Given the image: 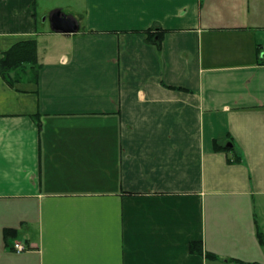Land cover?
<instances>
[{"label":"crops","instance_id":"obj_1","mask_svg":"<svg viewBox=\"0 0 264 264\" xmlns=\"http://www.w3.org/2000/svg\"><path fill=\"white\" fill-rule=\"evenodd\" d=\"M63 1L0 0V264H264V0Z\"/></svg>","mask_w":264,"mask_h":264},{"label":"trees","instance_id":"obj_2","mask_svg":"<svg viewBox=\"0 0 264 264\" xmlns=\"http://www.w3.org/2000/svg\"><path fill=\"white\" fill-rule=\"evenodd\" d=\"M154 36V34L150 35L149 33H147L146 39L152 41L156 44L157 47H159L161 34H157L156 39H153ZM36 47V40L34 38H27L17 41L10 48L4 51L2 53V56L0 57V74L2 78L8 83H11L13 80L10 81L7 77L10 71L18 69L24 70L27 65L29 68L33 67L34 70L37 69L39 65L37 63ZM35 72L36 71H34V73ZM14 79H17V77H15ZM215 146V149L217 150L222 148L228 151V149L223 148L219 144H217L216 141ZM234 160L239 161V157H235ZM11 230L13 229H5L4 235H7L8 232H10ZM189 249L192 253H201V249L198 242H191Z\"/></svg>","mask_w":264,"mask_h":264},{"label":"water","instance_id":"obj_3","mask_svg":"<svg viewBox=\"0 0 264 264\" xmlns=\"http://www.w3.org/2000/svg\"><path fill=\"white\" fill-rule=\"evenodd\" d=\"M51 28L59 32H74L77 28L74 20L67 16H60L58 13L50 17Z\"/></svg>","mask_w":264,"mask_h":264},{"label":"rangeland","instance_id":"obj_4","mask_svg":"<svg viewBox=\"0 0 264 264\" xmlns=\"http://www.w3.org/2000/svg\"><path fill=\"white\" fill-rule=\"evenodd\" d=\"M48 1L49 2H52V1H56V2H58V3H62V2H64L63 0H45V3H48ZM28 69H30V70H32V72H33V67L32 68H29L28 67V65L26 66ZM25 67V68H26ZM25 68H24V70H22V69H18V70H12V71H10L9 72V74H8V79L11 81V80H14V78L15 77H17V79L19 78H21L22 76H21V73H25ZM31 73V72H30ZM29 72H28V74H30Z\"/></svg>","mask_w":264,"mask_h":264},{"label":"built area","instance_id":"obj_5","mask_svg":"<svg viewBox=\"0 0 264 264\" xmlns=\"http://www.w3.org/2000/svg\"><path fill=\"white\" fill-rule=\"evenodd\" d=\"M260 56H261L262 63L264 64V46L260 47ZM13 249L17 252H20V251L25 250L26 248L22 244L15 243L13 246Z\"/></svg>","mask_w":264,"mask_h":264}]
</instances>
